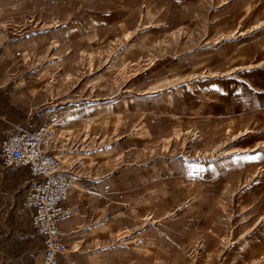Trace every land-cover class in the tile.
<instances>
[{
  "label": "crops",
  "instance_id": "1",
  "mask_svg": "<svg viewBox=\"0 0 264 264\" xmlns=\"http://www.w3.org/2000/svg\"><path fill=\"white\" fill-rule=\"evenodd\" d=\"M119 38L130 46L126 59L114 60L116 73L87 66L60 95L42 87L53 64L35 69L41 81L31 79L35 60L61 59L54 66L73 74L82 52ZM262 64L264 0H0V117L33 128L36 115L78 114L58 129L65 138L58 135L57 148L74 178L64 202L74 215L60 223L68 248L59 258L247 263L242 249L222 250L227 210L217 194L242 184L249 168L257 174L258 157L240 150L209 164L191 160L180 143L189 128L219 143L226 126L240 136L258 133ZM72 152L84 153L68 158ZM11 174L18 184L31 179L25 167ZM22 218L1 226L0 264L41 262L31 211Z\"/></svg>",
  "mask_w": 264,
  "mask_h": 264
},
{
  "label": "rangeland",
  "instance_id": "2",
  "mask_svg": "<svg viewBox=\"0 0 264 264\" xmlns=\"http://www.w3.org/2000/svg\"><path fill=\"white\" fill-rule=\"evenodd\" d=\"M41 8H44V6ZM124 38L114 40V43L111 45H103L101 42H97L93 45L94 49L82 52V54L74 61L76 68L73 74L66 75L65 73H62L60 67L63 64V61L53 57L48 58L46 61H33L31 63L32 73L36 75V68L53 64V66H48L47 73H52L54 76L46 78V73H44L43 78L45 81L42 87L47 89L52 95L54 92H57L59 95L63 94L69 90L70 77L73 76L74 79V82L71 84H75L82 73L86 71L87 66L88 71L92 70L93 72L100 69L103 65L106 68H109L112 73L118 72L119 69L115 68L116 64H114V60L126 59L130 46L128 40ZM59 61H61L62 64L54 66V64ZM121 72L120 74L124 73L123 70ZM52 74H49V76ZM31 79L34 81L42 80L37 75L32 76ZM74 98L77 97L74 96ZM60 116H65V123H67L69 120L77 119L76 117H78V114H62ZM41 118H45V114L36 115L32 120H29V122H31L32 125L34 123L38 125V119ZM21 126L28 127L29 125H24L22 123ZM190 129L192 128H189L187 131ZM11 131L12 125L9 122V118L0 117V141ZM247 132L248 131H246V133ZM59 134H61V138H65L61 131ZM200 134L201 137H199L200 139L197 138V140L192 139V135L187 132L181 136L180 144L183 145L182 149H184V153H186L191 160H200L201 162L209 161V164L216 163L223 157L229 156L230 152L240 150H246L249 159L258 157L257 174L252 175L251 169L249 168L248 171L250 175L247 179L242 181V184L235 181L233 182L234 186L231 191L228 189L224 192V189H221L217 194V199L222 206V211L227 210V212H224L223 214L225 222L222 234L224 240L221 241L222 250H224L225 247L227 250H235L239 248L240 251L242 249L243 252L248 255L246 256L245 254V257L248 259V262L245 264H254L257 261L261 262L260 264H264V124L259 129L258 133L248 132L244 136L234 133L226 126V136L221 143L209 140L203 131H200ZM245 139L246 143H240V141ZM98 142L99 140H96L95 137L90 138V145H96ZM256 145H259V148L253 151L251 147ZM74 153L78 154L84 152ZM73 157L74 159L81 158H78L79 156ZM71 159L74 160L73 158ZM73 167H75L74 164ZM66 168L70 169L71 167L66 165ZM19 170L20 168L6 169L0 160V233L4 230L1 226L3 225L4 227L6 223L5 221L17 219L19 218V215L23 217L22 219H27L29 215V212L22 207L27 190V183L25 184V182H22L18 184L14 180H11L15 179V176H12L13 174L11 173H17ZM18 188L19 191L16 193L15 190ZM14 213L17 216L14 215ZM243 236H248L250 238V243H247V237L244 238V242L240 244L239 241ZM204 245V241L201 240L198 249L204 248ZM196 262L197 260H195V263L194 261H191L192 264H201L200 262ZM237 264L241 263L237 262Z\"/></svg>",
  "mask_w": 264,
  "mask_h": 264
},
{
  "label": "built area",
  "instance_id": "3",
  "mask_svg": "<svg viewBox=\"0 0 264 264\" xmlns=\"http://www.w3.org/2000/svg\"><path fill=\"white\" fill-rule=\"evenodd\" d=\"M64 123L65 116L52 114L33 128L12 124V131L0 141V160L4 167L29 170L31 179L22 207L31 211V225L43 239L39 264H72L59 258L68 248L60 223L74 215L72 207L64 204L74 187V178L57 148L58 129ZM187 133L195 140L201 137L199 130L190 129Z\"/></svg>",
  "mask_w": 264,
  "mask_h": 264
},
{
  "label": "bare ground",
  "instance_id": "4",
  "mask_svg": "<svg viewBox=\"0 0 264 264\" xmlns=\"http://www.w3.org/2000/svg\"><path fill=\"white\" fill-rule=\"evenodd\" d=\"M60 137H61V136H60ZM80 155H81V154H79V153H78V154H76V153H70V154L68 155V158H69V157H73V156H79V157H81Z\"/></svg>",
  "mask_w": 264,
  "mask_h": 264
},
{
  "label": "trees",
  "instance_id": "5",
  "mask_svg": "<svg viewBox=\"0 0 264 264\" xmlns=\"http://www.w3.org/2000/svg\"><path fill=\"white\" fill-rule=\"evenodd\" d=\"M29 171V170H28Z\"/></svg>",
  "mask_w": 264,
  "mask_h": 264
}]
</instances>
